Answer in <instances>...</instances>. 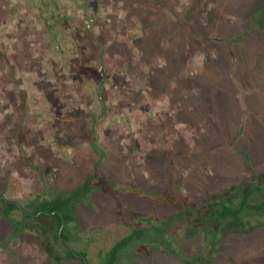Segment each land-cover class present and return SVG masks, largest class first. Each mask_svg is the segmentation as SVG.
Listing matches in <instances>:
<instances>
[{"label":"rangeland","instance_id":"374dc122","mask_svg":"<svg viewBox=\"0 0 264 264\" xmlns=\"http://www.w3.org/2000/svg\"><path fill=\"white\" fill-rule=\"evenodd\" d=\"M55 1L53 13L64 19L59 27L82 32L81 42L62 54L34 2L0 0V195L25 205L38 194L47 200L73 192L90 179L91 191L73 203L75 218L64 233L74 250L88 253L89 264H102L132 228L153 225L159 231L152 228V253L141 258L140 250L128 247L118 264H189L186 258L191 264H264V209H258L264 205V100L254 105L262 113L249 111L239 136L229 122L241 113L233 104L234 83L218 74L225 101L233 105L217 107L228 139H215L205 105L197 108L200 121H190L182 110L185 94L178 92L180 81L190 83L187 72H205L207 53L184 37L182 25L193 20L198 34L211 16L214 41L240 44L256 34L252 47L261 51V29L249 23L264 0ZM252 60L263 70L264 53ZM171 72L176 80L168 79ZM239 188L252 192L239 215L244 228L232 229L231 221L217 226L205 213L208 200ZM13 217L40 238L21 235L10 244L11 254L0 252V264L28 254L50 264L41 240L64 248L55 230L21 211ZM11 231L1 220L0 240Z\"/></svg>","mask_w":264,"mask_h":264},{"label":"trees","instance_id":"16d2710c","mask_svg":"<svg viewBox=\"0 0 264 264\" xmlns=\"http://www.w3.org/2000/svg\"><path fill=\"white\" fill-rule=\"evenodd\" d=\"M31 3L34 2V5H37L38 7L42 9L43 15L48 19V25L51 28V33H50V38H51V43L54 45L55 51L59 53H65L67 51H72L73 46L72 42L77 41L79 44L81 42V39L77 38V35H81L82 32L77 30L76 28L69 27L68 31H63V28H60L61 23L64 22V19L62 17V21L55 19L54 16H52V10L49 5L51 0H30ZM57 2V1H56ZM59 4V3H58ZM231 8L235 7V4L233 5L230 3ZM258 9L256 12L252 15L250 23H249V28L251 27L252 29L259 26L261 31H264V2L262 1L258 5ZM234 12V11H233ZM249 11L245 12L244 14H248ZM211 17V16H210ZM208 19V27L207 29L201 30L203 27L200 26L198 27V34L192 33V28L195 30V24H192L191 28V23L193 20L188 19L184 25H182V34L184 37H188V39L192 42V44H195V47L205 46L208 48L210 45L213 43L215 44L216 40L215 38L212 37L213 31H215V23L213 22V17ZM191 20V21H190ZM225 20H223L222 25ZM251 24V25H250ZM214 27V28H212ZM60 29L62 32L60 33ZM231 31V30H230ZM191 32V35L190 33ZM211 35V36H210ZM83 36V35H82ZM230 37V36H229ZM244 37V35H243ZM242 38L241 36H238L237 39ZM185 40V39H184ZM226 41L230 45L235 43L236 41L233 39H222V42ZM70 46H72L70 48ZM194 46V45H193ZM206 53V52H205ZM205 63L207 64V68H211L212 65H216L217 68L220 70L223 68L221 65V60L216 59L213 55L209 53H206L205 55ZM215 61V62H214ZM214 62V63H212ZM181 63V62H180ZM167 69V68H166ZM224 71V69H223ZM226 72V70H225ZM176 73V72H175ZM174 72H171V76L168 77L169 80L175 79L176 77L174 75H177L178 73L175 74ZM170 74V73H169ZM199 73H194V72H189L186 78H190V83L186 84V87H192L197 84L196 82L199 81ZM224 77V76H223ZM182 83V84H181ZM225 81L223 85H225ZM183 85V80L179 82L180 88L178 92L181 91V86ZM104 88L100 87L99 90V98H101L103 94ZM193 98V95L190 96L186 101L191 102ZM201 105H205V112L206 110H211V107H208V100L209 98L207 97H200ZM205 100V101H204ZM200 116V115H199ZM98 167V166H97ZM99 171L98 168H96L95 173ZM99 173V172H97ZM91 187V182L90 179H88L83 185H81L79 188H77L75 191H71L69 193H60L56 198H51L45 200L43 196L40 194L35 195L33 198H31L27 204H23L22 202H17V201H11L6 198H2L3 196L0 195V205L2 211V216H0V221L3 220L7 224H9L12 228L13 231L9 234V236L3 240H0V252L8 251V254H11L9 252H12L10 244L12 242H16L19 240L21 235H24L25 233H29V235L40 238V233L39 232H30L31 229L34 231L36 229L30 228L28 231V224L25 222L23 223V220H17L13 217V212L15 211H21L24 215L25 218L27 219H37L41 222H43L45 225L50 227L51 229H54V238L58 242L60 241L59 238V232L63 223V220L65 221V225L67 223L72 222L74 220V210H73V203L76 202V200L87 198ZM244 187V186H242ZM240 189L242 191H240ZM239 190V191H238ZM237 191L236 189L232 190L228 194L224 195H219L215 197H211L208 202H207V208L206 212L210 218L213 220V223L216 224L217 226L219 225L220 227H224L226 224H229L230 221L232 222L230 225L232 226V229L240 230V228H244V220H241L239 218V215L245 208L247 204V200L249 199V196L252 194V192H246L245 188H239ZM241 201L238 203L236 200L238 199L239 195L242 193ZM241 196V195H240ZM239 200V199H238ZM186 204V203H185ZM186 209L188 208L187 205ZM253 208H255L253 206ZM32 209V210H31ZM258 209H264V205L258 206ZM47 213H45V212ZM52 212H56L55 214H51ZM41 213L38 217H35L33 215ZM62 215H61V214ZM33 214V215H32ZM152 228H157V226H148L143 229H137V228H132V232L128 235L122 238L120 241H117L114 246L106 253L105 261L102 264H118L121 252L128 247H132V249H137L138 251L140 250L141 252V258H143L144 255L152 253V246L155 245V242L151 240V237L155 234H153V229ZM156 230V231H157ZM66 226L64 227L62 231V237L65 238L68 242H71L70 236H67L65 233ZM159 231V230H158ZM37 233V234H36ZM67 233V232H66ZM139 240H142L140 242V245H135L138 243ZM152 241V242H151ZM43 248L46 250V254L48 255V259L50 264H67L72 261H76L79 264H84L83 260L78 258L77 255H82L88 258V253L86 251H76L72 247H69L64 241L61 243L64 248H54L50 242H45L42 241ZM154 243V244H153ZM71 244V243H70ZM139 244V243H138ZM151 246V247H150ZM149 249V252H148ZM186 263L191 264V262L194 260H191L189 258H186ZM197 264H203L202 261L196 262ZM16 264H18L16 262Z\"/></svg>","mask_w":264,"mask_h":264},{"label":"crops","instance_id":"0c3cea01","mask_svg":"<svg viewBox=\"0 0 264 264\" xmlns=\"http://www.w3.org/2000/svg\"><path fill=\"white\" fill-rule=\"evenodd\" d=\"M256 34L253 35V38L250 37L246 40H243L240 42V44L233 43L232 45L224 46L223 42L220 40H217L215 43L219 44H212L207 48V53L210 52L211 55L215 57L216 59L221 60L222 69L220 70L217 68V66L214 64L211 66V68H207L205 66V72H198L199 81H197L194 87L190 89V87H186V85L181 86V90L183 92V99L184 102L187 100L186 97L193 95L194 97L200 98V97H207L209 98L208 107H211V110L215 111V108L221 106L222 110H225L229 105L238 104L239 111H241L240 115H233L231 119H229V122L233 121L232 124L236 125L238 128L239 136L243 133H245V124L248 121V113L249 111L256 115V113H262L261 109H257L254 107V105L260 101V98L264 100V67L263 70H256L254 68V61L252 60V57L255 55H260V53H264V48L260 51V49L253 50L252 47V41L255 40ZM259 40L257 39V43L260 45L261 40H264V31H261L259 33ZM221 47V50H219V47ZM223 48V49H222ZM247 53L250 54L248 56V59H243L242 56ZM185 60V59H184ZM184 60L182 67L184 68ZM206 60H204V64ZM214 61V62H215ZM212 62V63H214ZM185 69V68H184ZM224 69V71H223ZM226 70V72H225ZM189 74V72H187ZM218 74H221V76L227 80H231L233 82L234 92L235 95L233 104H229V101H225L226 93L224 90V93H222V88L219 87V78L217 77ZM187 75V74H186ZM187 77V76H186ZM185 77V78H186ZM255 77L257 78V81L255 80ZM191 84V83H190ZM226 84V83H225ZM227 85V84H226ZM180 87V86H179ZM198 91V94L193 93V91ZM187 91V93L185 92ZM253 99L257 100L256 102L252 101ZM183 107V113L186 115V117L191 121L192 119L195 121H200V116L197 113V108H201L200 99L199 102L196 104L192 102H185ZM205 107V106H204ZM191 110V111H190ZM211 110H206L203 117L205 118V122H210L213 125L214 133L211 134L215 137L210 136L211 138L215 139H228L222 136V128L220 127V124L222 123L221 118H223V112L218 114V108L217 112L214 114H211ZM187 111L191 112L190 115H187ZM264 114V111H263ZM193 116V118L191 117ZM221 120V121H219ZM216 122V123H215ZM18 241V240H17ZM15 243V242H14ZM11 246V245H10ZM21 258V254H19ZM22 259V258H21ZM19 259L18 264H31V259H36L35 256H32L30 254L25 255L24 259ZM35 264H37V259L35 261ZM41 264V263H40Z\"/></svg>","mask_w":264,"mask_h":264},{"label":"water","instance_id":"95a60500","mask_svg":"<svg viewBox=\"0 0 264 264\" xmlns=\"http://www.w3.org/2000/svg\"><path fill=\"white\" fill-rule=\"evenodd\" d=\"M3 198H4V197H3ZM45 213H46V212H45ZM55 213H56V212H52L51 214H55ZM40 214H41V213H39V214H35V215L32 214V215L35 216V217H38ZM60 214H61V213H60ZM61 215H62V214H61ZM64 227H65V221L63 220V223H62V226H61V229H60V232H59V238H61L62 241H64L69 247H71L70 242L63 240V238H62V231H63ZM77 257L80 258V259H82L83 262H84V264H89V263H88V259H87L85 256L77 255Z\"/></svg>","mask_w":264,"mask_h":264},{"label":"flooded vegetation","instance_id":"af4514ba","mask_svg":"<svg viewBox=\"0 0 264 264\" xmlns=\"http://www.w3.org/2000/svg\"><path fill=\"white\" fill-rule=\"evenodd\" d=\"M49 5H50L52 11L54 10V8H59V5H58V3L55 0H51V2L49 3ZM38 9L41 10V12H42V9L40 8V6H39ZM52 14H53L52 16H54L55 19H58V20L62 21V18H60V17L59 18H56V16L54 15L53 12H52ZM45 20L48 21V19L46 17H45Z\"/></svg>","mask_w":264,"mask_h":264}]
</instances>
